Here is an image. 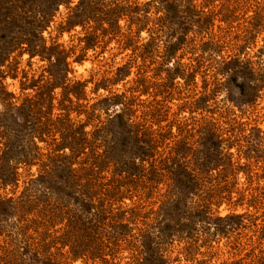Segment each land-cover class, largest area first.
<instances>
[{"label": "rangeland", "instance_id": "1", "mask_svg": "<svg viewBox=\"0 0 264 264\" xmlns=\"http://www.w3.org/2000/svg\"><path fill=\"white\" fill-rule=\"evenodd\" d=\"M0 264H264V0H0Z\"/></svg>", "mask_w": 264, "mask_h": 264}]
</instances>
